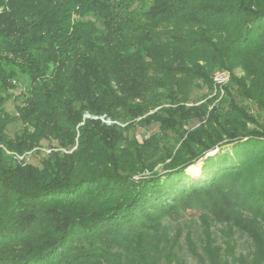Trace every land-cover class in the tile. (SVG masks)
<instances>
[{
    "label": "trees",
    "instance_id": "16d2710c",
    "mask_svg": "<svg viewBox=\"0 0 264 264\" xmlns=\"http://www.w3.org/2000/svg\"><path fill=\"white\" fill-rule=\"evenodd\" d=\"M249 103L264 0H0V264H264Z\"/></svg>",
    "mask_w": 264,
    "mask_h": 264
},
{
    "label": "rangeland",
    "instance_id": "374dc122",
    "mask_svg": "<svg viewBox=\"0 0 264 264\" xmlns=\"http://www.w3.org/2000/svg\"><path fill=\"white\" fill-rule=\"evenodd\" d=\"M230 78H231V71H229L228 69H225V68H219V69H217L214 72L213 76H212L213 84L215 86V93L217 91H219L221 94H224V86L228 83V81L230 80ZM216 83H221L220 84V87H217L216 86ZM23 90H24V85H19L18 89H16L15 92L16 93H19V92H21ZM207 91H208V89L205 87L203 89L196 90L195 94L196 93L202 94V93L207 92ZM16 103L17 102H15L13 100H9L7 102V109L10 110V111H14L15 110V104ZM249 104L252 107V110L255 111L254 113L255 114L257 113L259 115L260 122H263L264 123V114L260 113L259 112L260 110L257 109L256 106H254L252 103H249ZM93 116H95V115H93ZM107 118H109V117H107ZM20 126H21L20 123H14V124H12L10 126V128H9L10 134H13L15 132V130H17V129L20 128ZM154 129H156V126H153L151 128H147V131H145V128L138 127V133L147 132L146 134H148V133H150ZM139 137L141 138V135H139ZM16 156H17V158L19 160H23V161L27 162L30 159L33 163L40 164L39 156H38V154L36 152H34L33 154H31L30 157L26 153L25 154H21V155L20 154H17ZM189 171H191V172L195 173L196 175H198L199 172H200V167H193V168L189 169ZM185 216L187 218H195L197 216V212H196V210L191 209V210H188L187 211V214ZM250 248H251V243H250V241H249V239L247 238L246 235L245 236H243V235L237 236V238H236V251L237 252H247L248 249H250ZM185 259H186V263L187 264H201V263L197 262V260L194 259L193 257H191L189 254H187V256L185 257Z\"/></svg>",
    "mask_w": 264,
    "mask_h": 264
},
{
    "label": "built area",
    "instance_id": "2783aa9c",
    "mask_svg": "<svg viewBox=\"0 0 264 264\" xmlns=\"http://www.w3.org/2000/svg\"><path fill=\"white\" fill-rule=\"evenodd\" d=\"M219 81V80H218ZM220 82V81H219ZM220 84L221 83H216V86L217 87H220ZM85 117H87V118H101L104 122H106V123H108V124H111V123H113L114 121L113 120H111V119H109V118H107V117H105L104 115H101V116H93V115H91L90 113H85V115H84Z\"/></svg>",
    "mask_w": 264,
    "mask_h": 264
},
{
    "label": "bare ground",
    "instance_id": "6f19581e",
    "mask_svg": "<svg viewBox=\"0 0 264 264\" xmlns=\"http://www.w3.org/2000/svg\"><path fill=\"white\" fill-rule=\"evenodd\" d=\"M193 167H194V166L190 167V169L193 168Z\"/></svg>",
    "mask_w": 264,
    "mask_h": 264
}]
</instances>
